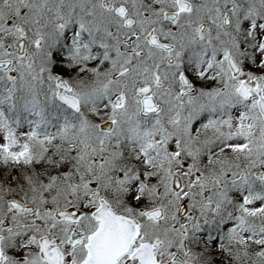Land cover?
I'll return each mask as SVG.
<instances>
[{
    "label": "snow or ice",
    "instance_id": "obj_1",
    "mask_svg": "<svg viewBox=\"0 0 264 264\" xmlns=\"http://www.w3.org/2000/svg\"><path fill=\"white\" fill-rule=\"evenodd\" d=\"M0 264H264V0H0Z\"/></svg>",
    "mask_w": 264,
    "mask_h": 264
}]
</instances>
